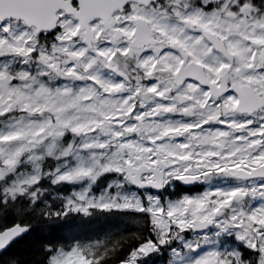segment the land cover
<instances>
[{
  "label": "snow or ice",
  "instance_id": "obj_1",
  "mask_svg": "<svg viewBox=\"0 0 264 264\" xmlns=\"http://www.w3.org/2000/svg\"><path fill=\"white\" fill-rule=\"evenodd\" d=\"M45 179L79 190L41 207ZM173 183L202 190L161 199ZM91 210L127 228L28 239ZM169 249L168 264H264V0H0V264Z\"/></svg>",
  "mask_w": 264,
  "mask_h": 264
},
{
  "label": "trees",
  "instance_id": "obj_2",
  "mask_svg": "<svg viewBox=\"0 0 264 264\" xmlns=\"http://www.w3.org/2000/svg\"><path fill=\"white\" fill-rule=\"evenodd\" d=\"M51 169H49L50 171ZM115 180L119 181V178ZM108 181L103 177L98 179L96 189H92L93 193H99L100 189L105 186ZM49 181L44 180L41 185L40 206L59 208L63 197L69 195L73 187L69 184L55 185L51 189L45 188ZM98 189V190H97ZM184 192L179 186H175L173 192L168 189L164 191V195L170 198H176ZM128 220L124 213L120 212H100L91 210L90 214L83 216L75 213L62 219L53 218L45 222L43 217L34 225L35 232L29 236V240L37 237L49 239L61 244L65 247L76 241H88L94 239L105 238L109 235L116 236L121 230L127 228Z\"/></svg>",
  "mask_w": 264,
  "mask_h": 264
},
{
  "label": "clouds",
  "instance_id": "obj_3",
  "mask_svg": "<svg viewBox=\"0 0 264 264\" xmlns=\"http://www.w3.org/2000/svg\"><path fill=\"white\" fill-rule=\"evenodd\" d=\"M57 161L56 160H53L52 161V165L53 167H55L57 165ZM171 247V245L169 246ZM168 251H159L156 255H161V256H164V259L162 261H160V264H168V259L169 257L168 256H165L164 254L167 253Z\"/></svg>",
  "mask_w": 264,
  "mask_h": 264
},
{
  "label": "rangeland",
  "instance_id": "obj_4",
  "mask_svg": "<svg viewBox=\"0 0 264 264\" xmlns=\"http://www.w3.org/2000/svg\"><path fill=\"white\" fill-rule=\"evenodd\" d=\"M113 184V187H115V185L117 184V183H112ZM74 191V190H73ZM73 191H71V192H73ZM226 238H229V237H227V236H225ZM222 244H221V246H223V244H226V243H230V241H229V239H227V240H223V238H222ZM178 245V244H177ZM178 249V248H177ZM179 250V249H178ZM170 256H171V254H170ZM171 259H172V257H171ZM170 259V260H171ZM70 264H73V262H70ZM75 264H79V261H77V262H75ZM172 264H180V262H179V260L177 259V260H174V261H172Z\"/></svg>",
  "mask_w": 264,
  "mask_h": 264
},
{
  "label": "water",
  "instance_id": "obj_5",
  "mask_svg": "<svg viewBox=\"0 0 264 264\" xmlns=\"http://www.w3.org/2000/svg\"><path fill=\"white\" fill-rule=\"evenodd\" d=\"M181 185H184V184H181ZM184 186H187V187H189V186H193V185H184ZM134 187V186H133ZM135 188V187H134Z\"/></svg>",
  "mask_w": 264,
  "mask_h": 264
}]
</instances>
